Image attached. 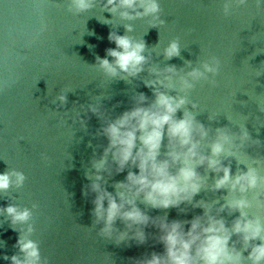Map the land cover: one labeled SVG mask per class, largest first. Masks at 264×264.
<instances>
[{"label": "water", "instance_id": "obj_1", "mask_svg": "<svg viewBox=\"0 0 264 264\" xmlns=\"http://www.w3.org/2000/svg\"><path fill=\"white\" fill-rule=\"evenodd\" d=\"M105 2L95 0L91 11L78 13L71 0H0V174L14 169L27 177L22 189L0 194V207L38 204L32 238L50 264H140L152 252H163L151 227L143 246L134 241L116 246L115 238H99L98 229L88 228L92 197L83 195L89 183L84 172L107 146L98 134L103 119H115L129 110L140 93L149 102L154 99L144 83L155 79L149 74L153 67L175 65L183 69L180 75H186L218 58V73L206 74L207 79L195 82L189 93V110L198 113L197 119L209 129L201 150L207 152L216 128L227 127L239 137L246 127L252 138L243 143L237 138L236 158L221 159L233 174L252 167L264 177V112L258 109V105L264 108V0L260 7L257 0H248L246 6L234 7L229 17L222 15L225 0H159L165 24L158 29L150 27L148 19L124 21L119 13L111 16L103 9ZM125 24H131L133 31L125 33ZM110 31L146 42L148 63L141 75L111 81L98 70L96 57L103 59L106 49L115 48L108 40ZM174 39L180 42L181 56L166 61L163 49ZM67 88L74 90L68 93V104H53ZM192 103L197 108L192 109ZM89 105L98 109L102 120L88 113ZM41 154L49 160L44 162ZM198 171L206 178V190L195 201H219L213 207L216 214L227 193L213 190L215 176L205 168ZM126 174L105 175L108 190L113 191L111 185L123 181ZM246 198L252 205L250 216L264 220V186ZM144 210L153 217L165 215ZM202 214L200 208L182 205L168 210L167 217L189 220ZM219 215L230 226L239 214L229 216L225 210ZM17 227L19 231L26 226ZM117 227L125 230L121 224ZM17 239L18 232L0 215V264H10L2 259L4 255L19 254Z\"/></svg>", "mask_w": 264, "mask_h": 264}, {"label": "clouds", "instance_id": "obj_2", "mask_svg": "<svg viewBox=\"0 0 264 264\" xmlns=\"http://www.w3.org/2000/svg\"><path fill=\"white\" fill-rule=\"evenodd\" d=\"M247 3L248 0H225L222 15L229 17L234 7ZM94 5L95 0H71V7L78 13L91 11ZM256 6L260 7V0ZM103 9L111 16L119 13L124 21L148 19L152 28L165 24L159 0H106ZM132 31L131 24L124 25L125 33ZM108 40L115 48L106 49L103 59L96 57L98 70L106 78L127 81L145 71L148 57L143 39L134 41L127 34L110 31ZM180 56L178 39L170 41L163 49L166 61ZM185 63L191 65V62ZM219 66V59L212 57L186 75H180L183 69L177 70L175 65L164 69L153 67L149 74L155 79L144 83L154 99L149 102L148 97L140 93L129 110L115 119H103L98 134L102 133L107 146L102 155L94 156L90 169L84 172L89 183L83 195L92 197V221L88 228L98 229L96 235L103 240L115 238L116 246L130 241L143 246L151 227L158 234L156 243L162 245L163 252H152L140 259V264H264V220L250 216L252 205L246 198L247 193L264 186V177L247 166L246 171L238 170L233 174L231 166L221 159L236 158L233 148L237 138L243 143L252 137L246 127L240 129L239 137L227 127H218L215 138L207 145V152H203L201 142L209 137V129L197 119L198 113L188 108L189 93L195 82L207 79L206 74L216 75ZM73 91L71 88L62 90L52 103L58 101L61 107L66 106L68 93ZM191 107L195 109L197 105L192 103ZM258 109L264 112L259 105ZM89 112L102 120L96 107L89 105ZM80 122L84 124V119ZM41 159L47 162L49 157L41 154ZM201 168L215 176L214 191L227 193L216 214L213 207L219 201H195L206 190V178L198 171ZM113 171L116 175L127 174L123 181L113 183V191H109L105 175L111 178ZM26 180L23 172L6 170L0 174V194H7L12 188L22 189ZM236 193L240 194L239 198ZM182 205L200 208L203 214L189 220L169 221L168 210ZM38 207L37 203L23 208L16 204L0 207V215L6 216L9 227L18 232L15 247L19 254L4 255L3 260L10 264H50L49 259L41 255L40 243L32 238L34 213ZM145 208L162 211L165 215L150 216ZM225 210L229 216L239 214L230 226L219 215ZM118 224L125 230L121 231ZM17 226L26 227L18 231Z\"/></svg>", "mask_w": 264, "mask_h": 264}]
</instances>
